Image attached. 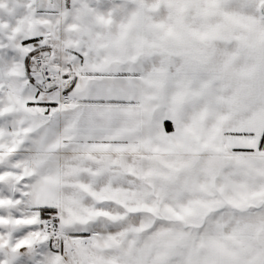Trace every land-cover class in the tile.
Returning a JSON list of instances; mask_svg holds the SVG:
<instances>
[{"label":"snow or ice","instance_id":"1","mask_svg":"<svg viewBox=\"0 0 264 264\" xmlns=\"http://www.w3.org/2000/svg\"><path fill=\"white\" fill-rule=\"evenodd\" d=\"M0 264H264V0H0Z\"/></svg>","mask_w":264,"mask_h":264}]
</instances>
